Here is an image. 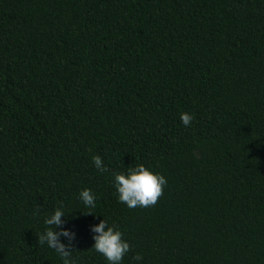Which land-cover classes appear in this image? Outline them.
Listing matches in <instances>:
<instances>
[{
	"label": "trees",
	"instance_id": "obj_1",
	"mask_svg": "<svg viewBox=\"0 0 264 264\" xmlns=\"http://www.w3.org/2000/svg\"><path fill=\"white\" fill-rule=\"evenodd\" d=\"M137 165L153 206L118 201ZM61 205L75 264L102 219L121 264H264V0H0V264H63Z\"/></svg>",
	"mask_w": 264,
	"mask_h": 264
},
{
	"label": "clouds",
	"instance_id": "obj_2",
	"mask_svg": "<svg viewBox=\"0 0 264 264\" xmlns=\"http://www.w3.org/2000/svg\"><path fill=\"white\" fill-rule=\"evenodd\" d=\"M194 117L189 113H181L180 120L186 127L191 126ZM92 162L95 168L100 172H108V168L102 164L99 156H93ZM114 184L118 193V201L126 204L129 208L150 207L156 204L159 197L163 195V187L166 186V179L158 174H153L143 165H137L129 168L127 174L113 173ZM79 199L86 208H95L96 196L89 189H84L79 193ZM63 205L57 208L51 215L44 220L47 226L37 239L39 244H46L54 250L62 259L63 264H75L72 258L74 250L72 246L73 234L60 227L63 223L62 216H65ZM40 207L37 206L38 214ZM89 215L91 212L84 213ZM96 233L93 237L94 244L92 249L101 254L109 264H121L123 257L130 251L129 244L122 239V233L110 227L105 220L92 228ZM61 237H67L68 243H61ZM135 260H141L142 256L137 254L133 257Z\"/></svg>",
	"mask_w": 264,
	"mask_h": 264
}]
</instances>
